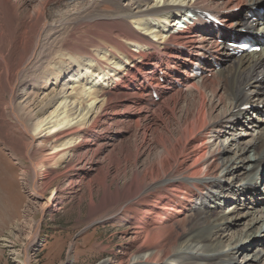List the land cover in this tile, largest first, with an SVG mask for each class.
<instances>
[{
	"label": "bare ground",
	"instance_id": "obj_1",
	"mask_svg": "<svg viewBox=\"0 0 264 264\" xmlns=\"http://www.w3.org/2000/svg\"><path fill=\"white\" fill-rule=\"evenodd\" d=\"M105 2L113 8L103 9ZM178 2L0 0V143L21 167L27 198L23 220L13 230L25 234V243L37 247L42 241L33 213L53 212L61 201L47 172L71 182L89 176L84 169L68 176L70 162L65 171L57 168L75 155L95 153L92 139L85 138L108 116L111 100L119 95L114 90L122 87L139 105L138 97H149L156 88L160 99L150 101L155 109L135 118L140 142L135 150L126 148L124 184L112 188L104 177L97 202L96 177L87 179L90 213L110 208L113 218L128 225L130 257L115 264H264V239L257 237L264 233V191L251 188L258 179L264 184V115L256 109L255 120L239 119L248 112L242 110L246 104L264 103V47L234 56L217 38L227 35L225 30L206 23L183 31L173 28L174 22L166 27L172 3ZM263 3L191 0L175 9L200 7L214 12L226 27L244 29L252 25L247 14L239 17L232 10L244 7L254 14L251 5ZM82 27L86 30L77 34ZM215 58L221 67L214 66ZM196 65L202 68L198 78L192 74ZM51 85L44 93L50 111L40 116L32 99ZM225 141L235 144L239 154L222 147ZM252 151L260 166L253 163ZM250 189L260 196L251 199ZM224 192L227 199H236L222 204L219 194ZM4 194L0 185V208L6 210L12 202ZM242 199L249 200L243 210ZM250 214L231 244L216 238ZM250 245H256L257 253L247 252ZM10 252L17 262L24 256L18 264L29 263L25 249ZM95 264L114 263L100 259Z\"/></svg>",
	"mask_w": 264,
	"mask_h": 264
},
{
	"label": "rangeland",
	"instance_id": "obj_2",
	"mask_svg": "<svg viewBox=\"0 0 264 264\" xmlns=\"http://www.w3.org/2000/svg\"><path fill=\"white\" fill-rule=\"evenodd\" d=\"M102 8L107 10L113 7L105 2ZM85 30L86 28L82 27L78 29L76 33L80 34ZM66 56L67 52H64L63 58L66 59ZM52 86L53 85L49 86L46 90L40 88V90H37L35 93L36 96L32 99V106L36 108V110H39L38 113L40 116L44 111H46V113L50 111L45 104L47 98L44 93L49 92ZM114 91L119 93V99L114 98L111 100L112 108H108V116L102 118L103 124H100L96 128H92L85 138L88 140L92 139L91 142L94 143L92 150L95 153L91 154L90 152H86L83 154L81 152L84 151L81 150V155H75L70 159H66V161L57 168L59 171H65L64 168H66V165L70 162L71 169L68 176L71 177L75 175L79 169L89 171V176L85 177L80 175V177L82 176V180L81 178L77 180L74 179V181L71 182L69 181L70 179L65 177L54 178L52 170L47 172L48 179L52 178L50 185L60 189L57 194L61 201L58 202L59 204L55 205L53 212L42 214L40 210H37L33 213V219L35 221L39 220L37 237L42 239L37 247L34 246L33 242L25 243L27 241L25 234L17 236V232L13 230L15 223L17 222L18 224L23 220L21 210L27 198V193L20 184L19 174L21 167L19 161L15 156L9 154L8 148L0 143V185L4 189V197L6 198L9 196L12 202L11 205L5 204L8 207L6 210H3L4 205L0 208V264L24 263V256L22 255L19 257L20 262L13 259V255L10 252L12 248L20 251L25 249V257L31 254V257L28 258V264H95L99 262L100 259L115 264L119 261L118 258L122 256H124L125 259L128 258V256L130 257L131 236L126 229L128 228L127 223L125 221L118 222L115 217L113 218V214L109 211L110 208H98L90 213V199L88 198L90 186L87 184V179L93 176L96 177L94 190L98 188V193L95 197L97 202L100 201L98 198L102 196V179L104 177H106L107 184L112 183V188L124 184L123 182L127 171H129V168H124V158L127 156L126 148L135 150V147H137L140 142V129H137L138 127L135 126L137 113H148L146 110L150 111L155 109V107H151L150 101H152V99L149 100L145 94H141L138 97L139 100L142 101L138 105L132 103V100L125 95V90L122 89V87L119 86L118 89ZM147 102L148 105L146 106ZM256 117L254 113L248 111L244 116H240L239 119L243 121L246 119L255 120ZM142 120L143 119L140 121ZM144 121L141 122V125L146 124L147 120L144 119ZM119 127L120 129H118ZM37 143L38 142L34 143V146ZM222 147L226 149L231 148V153L233 151L239 154L237 151L238 147L235 144L229 146V142L225 141L222 143ZM249 155L253 159V163L256 164V166H260V160H254L256 155L253 151L250 152ZM235 165L239 166L240 162L237 161ZM46 170L50 169L46 168ZM225 181L229 184L232 183L233 180L225 179ZM251 184H253L251 188L255 185V189L258 192L264 191V184L263 187H261L260 179H258L257 183L253 181ZM254 191L251 189L249 190V197L251 199H257L260 196L258 194L254 195ZM48 193L49 189L47 188L43 194L44 198L40 199L42 202L45 197H47ZM224 193H221L223 195L219 194L222 204L225 203L224 201L229 202L236 199L234 195L230 194L234 199L228 198V200L227 193ZM244 199L238 201L241 210L244 208L242 203L244 202L247 204L249 201H245ZM106 205L109 206L110 204L108 203ZM258 207L262 208L260 205L257 206V208ZM105 213H108L107 216ZM250 217L251 214L246 219H242L238 227L217 233L216 238L219 237V240L221 239L222 242L228 243L229 241L228 244H231L232 240L238 236L236 234L237 231L243 228V222H246ZM261 232L262 231L258 232L257 237L264 239V233ZM247 241L248 240L244 241V243L247 244ZM241 247L242 245H240V247L238 246V248ZM255 249L256 245H250L247 252L249 254H255V252L257 253L258 251H255Z\"/></svg>",
	"mask_w": 264,
	"mask_h": 264
}]
</instances>
